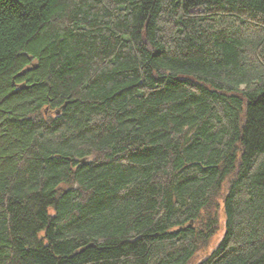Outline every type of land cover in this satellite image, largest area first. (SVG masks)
<instances>
[{"label":"trees","instance_id":"1","mask_svg":"<svg viewBox=\"0 0 264 264\" xmlns=\"http://www.w3.org/2000/svg\"><path fill=\"white\" fill-rule=\"evenodd\" d=\"M0 264H264V0H0Z\"/></svg>","mask_w":264,"mask_h":264},{"label":"rangeland","instance_id":"2","mask_svg":"<svg viewBox=\"0 0 264 264\" xmlns=\"http://www.w3.org/2000/svg\"><path fill=\"white\" fill-rule=\"evenodd\" d=\"M222 232H223V227L221 226V228L218 230V232L214 237V241L208 246L207 251H210L212 249V246H214L218 238L221 236Z\"/></svg>","mask_w":264,"mask_h":264},{"label":"water","instance_id":"3","mask_svg":"<svg viewBox=\"0 0 264 264\" xmlns=\"http://www.w3.org/2000/svg\"><path fill=\"white\" fill-rule=\"evenodd\" d=\"M21 73H22V72H18L16 75L19 76V75H21Z\"/></svg>","mask_w":264,"mask_h":264}]
</instances>
